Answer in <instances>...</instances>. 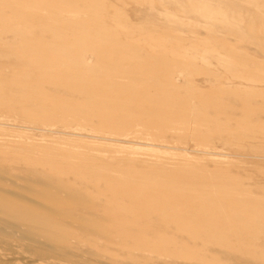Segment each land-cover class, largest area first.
Instances as JSON below:
<instances>
[{"label":"rangeland","instance_id":"374dc122","mask_svg":"<svg viewBox=\"0 0 264 264\" xmlns=\"http://www.w3.org/2000/svg\"><path fill=\"white\" fill-rule=\"evenodd\" d=\"M2 1L0 60L19 64L0 73V172L83 183L154 218L142 227L167 231L166 241L195 233L184 241L192 253L210 237L264 264V0ZM40 51L52 62L70 55L77 73L62 59L45 80L19 82ZM9 86L42 94L4 104Z\"/></svg>","mask_w":264,"mask_h":264},{"label":"bare ground","instance_id":"6f19581e","mask_svg":"<svg viewBox=\"0 0 264 264\" xmlns=\"http://www.w3.org/2000/svg\"><path fill=\"white\" fill-rule=\"evenodd\" d=\"M15 1L22 3V5L24 6L25 4L28 5L33 0ZM174 1L175 0H173V2ZM143 6H145L146 8L147 5ZM7 11H9V7H7V4L5 2L0 0V22H2L4 19L2 17L3 13ZM158 11L160 10L158 9ZM15 12L19 14L21 13L20 11ZM222 17L223 16H221V18ZM34 19L36 18L34 17ZM32 21L34 20L32 19ZM35 23L36 22H34L33 25ZM256 25L258 26V24ZM251 32L252 31L250 30V32L248 33L250 34ZM260 33L261 32H259V34ZM251 34H253V32ZM50 35L55 38L60 37L61 32L52 31ZM262 47H264V45ZM35 54V59H33L31 63L28 62L25 65L32 66V68H35L36 70V73L30 79L28 78L25 81H19L12 75L7 76V79L17 80L19 82L32 81L35 79L39 81L45 80L46 74H48L49 72H55V70L58 68V63L56 60L62 59L63 61L65 59L62 64L64 65V69L67 72L71 74L77 73L76 66L73 63L72 58L68 54L59 52L57 54H54V62H52V60H49L50 58H52L53 54H47L44 51H40ZM28 56L32 57L30 54H28ZM18 64L19 62L14 59H10L7 61L0 60V73L3 72L4 68H7V65H9V69H17ZM0 82H3V79H1V77ZM69 88L73 91H76L79 88V90H81L82 92H84V90H89L87 89V86L67 87V89ZM6 89L8 92H5V94L8 93L6 94L8 100L4 101V104L11 103L16 105L21 104L22 106H24L26 104H29L34 100V98L42 94L41 86H33L31 90L24 89L20 86H9ZM8 96L13 97L10 98ZM76 96L77 95H75V97ZM40 98L41 97H38V99ZM74 98H72V100ZM8 163L14 164V162ZM2 168L4 167H1V169ZM12 169L14 168L12 167ZM46 171H49V169ZM14 172L15 171L12 170L0 172V264H217L219 262L223 264H254L251 261L246 260L248 257H245V259L243 255L238 254V252L222 251L220 249L221 246L219 248L218 246L213 245L214 242H205V239L208 240L210 239V237L205 239L203 238V242L201 240H196L191 245L195 247L193 249H196L197 253L190 252L189 249L191 247L189 246V242L196 238L195 233H193L194 236H192L193 239H191V233L187 232V230L178 231V233L174 235H176V237H179L180 239H185L184 241L189 242L183 241V243L182 241L179 242L178 240L176 242H169V240L166 241V239L168 238H166V236L169 235L167 231L159 229L156 230L155 228H144L145 226L142 227L144 223L152 225V221L154 220V218H147L145 221V218H143V216L138 215L134 211L132 212V210L131 212L125 213L124 210L127 207H123L122 210L121 208H115L112 203L109 204V202H101L100 200L91 196L85 190L86 186L83 185V183H77L76 181L75 184H63L48 181L46 179H43L42 177V179H40V177L35 178V176L33 177L30 174H21L18 172L17 174ZM97 174L99 173L97 172ZM119 184L121 185L122 183ZM118 188L120 187L118 186ZM146 199L144 198V200ZM135 202H137V199ZM143 202H145L146 205L150 201H142V203ZM150 203H152L151 206L155 204H153L152 201ZM204 219L207 221L206 218ZM168 221L170 222V219ZM169 222L168 224L170 225L171 222ZM182 228L183 227H181V229ZM194 228L196 227L194 226ZM198 236L200 237V234ZM198 236L197 239H199ZM163 237H165L166 239L164 240Z\"/></svg>","mask_w":264,"mask_h":264}]
</instances>
